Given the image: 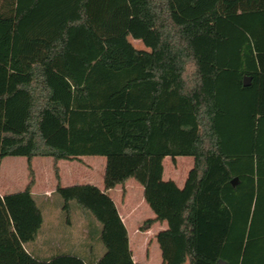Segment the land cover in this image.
<instances>
[{
	"label": "trees",
	"instance_id": "trees-1",
	"mask_svg": "<svg viewBox=\"0 0 264 264\" xmlns=\"http://www.w3.org/2000/svg\"><path fill=\"white\" fill-rule=\"evenodd\" d=\"M232 34L257 66L248 85L240 77L245 154L219 129V51ZM262 119L264 0H0V163L49 157L59 182L61 160H106L104 190L56 187L65 209L74 201L101 225L102 256L26 249L43 224L31 180L0 195V264H135L107 192L130 180L167 223L156 235L163 264H264ZM180 157L194 160L183 188L163 180L165 159Z\"/></svg>",
	"mask_w": 264,
	"mask_h": 264
},
{
	"label": "rangeland",
	"instance_id": "rangeland-1",
	"mask_svg": "<svg viewBox=\"0 0 264 264\" xmlns=\"http://www.w3.org/2000/svg\"><path fill=\"white\" fill-rule=\"evenodd\" d=\"M132 43L137 48H144L142 44L135 40ZM219 62L223 72L220 94L223 102L228 106L227 116L222 120L219 129L225 148L228 151L233 154H245L250 151L252 128L241 115L242 110L247 112L246 105H248V102L243 101L244 107H241L240 77L243 76V78L250 80L249 73L255 72L257 69L248 40L240 34H232L228 46L221 48L219 51ZM245 112H243V115ZM259 127L262 138L264 137V119L260 121ZM105 162V158L101 156H83L81 161L69 166H67V161H61V170L59 171L61 186L87 184L102 188ZM54 164V160L49 157L34 158V168L25 157H7L1 160L0 194L3 193V189L6 187L12 186L13 190L5 192L6 194H12L25 190L34 178L38 181L34 193L37 192L35 200L42 210L43 224L39 237L26 244L25 247L30 252L36 249H46L49 254L74 253L79 256L87 254L89 258L91 254L95 253L98 257L105 250L100 241L101 225L94 217L91 214L84 213L74 201L69 203V209H65L64 200L56 190L48 199L43 192H38V188L41 189L40 186L48 185V182L53 186L59 184L56 179ZM193 165L194 160L191 157H180L175 162L168 159L164 162L163 180H172L179 188H183ZM33 169L36 171L35 175ZM131 182L139 188V190L132 192L133 199L136 201L143 200L142 214H138L139 218L142 217L146 221L154 216V213L145 201L143 187L135 180H131ZM116 190L111 192L109 196L121 206L122 196L120 190H122V187H118ZM117 196H119V199ZM144 221L135 223V225L140 224V227H143L141 230L138 228L137 234L133 224L129 225L132 243L143 240L146 236L150 240L147 246L150 249L149 258L148 260L144 259L140 264H163L160 248L156 238L153 237L155 229L148 230L146 228L147 222L143 223ZM143 233L147 234L144 235Z\"/></svg>",
	"mask_w": 264,
	"mask_h": 264
},
{
	"label": "crops",
	"instance_id": "crops-1",
	"mask_svg": "<svg viewBox=\"0 0 264 264\" xmlns=\"http://www.w3.org/2000/svg\"><path fill=\"white\" fill-rule=\"evenodd\" d=\"M81 158H78V159H75V160H65L67 161V166L69 165H74V163L78 162V161H81ZM169 158H166V160H168ZM33 160L34 158L31 160V165L33 167ZM63 161V160H61ZM61 161H59L57 163V166H58V169L59 171L61 170ZM164 161V162H165ZM50 165V164H49ZM105 165H106V162H105ZM34 168V167H33ZM34 171V175L36 174V171L33 169ZM60 177V175H59ZM103 179H104V174H103ZM35 180V183H33L32 185V194L35 198V196H37V192L34 193V188H35V185H37V179L34 178ZM60 180H61V177H60ZM131 180L129 182L126 183L125 186H119V187H122V190H120V195L122 196V204L121 206L118 205L116 203V201L114 200L116 206H117V209H118V212L122 218V221L127 229V232H128V235H129V245H130V249L132 251V254H133V260L135 262V264H140L141 261H144V259H147L149 258V253H150V249L147 247L149 245V238L148 236H146L143 240H139V241H136L134 243H132V239H131V236H130V233H129V225L130 224H133V226L135 227V233L137 234L138 233V228L143 229V227H140V224H137L135 225L136 222H140V221H144V219L139 218V215L138 214H142V210H141V207L143 206V200L141 199L140 201H136L133 199V196H132V192L135 191V190H139V188L137 187L136 184H131ZM59 184H60V181H59ZM72 184H75V183H72ZM61 185V184H60ZM73 186V185H71ZM40 188H38V192H43L44 193V196L48 199L49 196H51L54 192V190H56V187L57 185L53 186V185H50V183L48 182V185H42L40 186ZM118 187L114 188V189H111L108 192V194H110L111 192H114V191H117ZM101 190H104V183H103V187L100 188ZM10 190H13L12 189V186H9V187H6L3 189V193H1L0 195H6L5 192L9 191ZM15 190V189H14ZM118 199H119V196H117ZM49 207V206H48ZM156 216L154 214V216L150 217L148 220L144 221L143 223L147 222V226L146 228L148 230H151V229H155V233L153 235L154 238H156V235L167 229V223L165 222H155ZM144 226V225H142ZM146 229V230H147ZM85 233V232H84ZM144 235H146L145 233H143ZM39 237V235H38ZM37 237V238H38ZM153 243V241H152ZM35 257H37L38 259H46V258H50L51 256L53 255H56L58 253H54V254H49L46 249L45 250H38L36 249L35 251L31 252ZM102 255H99L98 257H100ZM83 258H86L87 257V254H85L84 256H82ZM187 264V263H185Z\"/></svg>",
	"mask_w": 264,
	"mask_h": 264
},
{
	"label": "water",
	"instance_id": "water-1",
	"mask_svg": "<svg viewBox=\"0 0 264 264\" xmlns=\"http://www.w3.org/2000/svg\"><path fill=\"white\" fill-rule=\"evenodd\" d=\"M250 80H248L247 78H244V80H243V85L244 86H246V85H248L250 82H249Z\"/></svg>",
	"mask_w": 264,
	"mask_h": 264
}]
</instances>
